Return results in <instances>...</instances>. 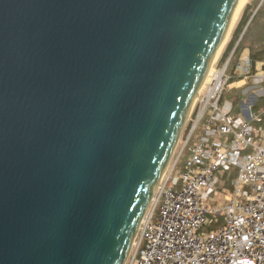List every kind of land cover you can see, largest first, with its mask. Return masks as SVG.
<instances>
[{
    "label": "water",
    "instance_id": "1",
    "mask_svg": "<svg viewBox=\"0 0 264 264\" xmlns=\"http://www.w3.org/2000/svg\"><path fill=\"white\" fill-rule=\"evenodd\" d=\"M236 2L0 0V264H124Z\"/></svg>",
    "mask_w": 264,
    "mask_h": 264
},
{
    "label": "built area",
    "instance_id": "2",
    "mask_svg": "<svg viewBox=\"0 0 264 264\" xmlns=\"http://www.w3.org/2000/svg\"><path fill=\"white\" fill-rule=\"evenodd\" d=\"M233 51L211 64L181 149L158 180L125 264H264V125L258 123L264 109L251 110L264 94V72L248 54L230 68ZM247 80L255 94L234 111L222 94Z\"/></svg>",
    "mask_w": 264,
    "mask_h": 264
},
{
    "label": "trees",
    "instance_id": "3",
    "mask_svg": "<svg viewBox=\"0 0 264 264\" xmlns=\"http://www.w3.org/2000/svg\"><path fill=\"white\" fill-rule=\"evenodd\" d=\"M259 2L260 0H250V2L246 4L234 29L227 52L231 50L236 40L239 37L240 38L238 39V43L233 51L229 66L230 68L234 65L238 56L244 49L247 50L253 64L261 63L262 66H264V0H262L260 4ZM233 80H235V78L231 79L230 81ZM234 99H236V97ZM263 107L264 95L257 98L252 109L256 111ZM262 117L264 122V115ZM182 163V161L179 162L180 166ZM224 173L225 172L222 174ZM234 175L235 168L231 169L226 179V185L228 187H231V179L234 177ZM210 227L211 226H208L207 228Z\"/></svg>",
    "mask_w": 264,
    "mask_h": 264
},
{
    "label": "rangeland",
    "instance_id": "4",
    "mask_svg": "<svg viewBox=\"0 0 264 264\" xmlns=\"http://www.w3.org/2000/svg\"><path fill=\"white\" fill-rule=\"evenodd\" d=\"M262 0H260V2H261ZM250 2V0H247L246 1V3L243 5V7L241 8V11H239V13H238V15H237V17L235 18V20L232 22V24L229 26V29H228V31H227V34H226V37H225V40L223 41V43L221 44V46H220V48H219V50H218V52H217V63H216V65H220V64H222L225 60H226V58L228 57V55H229V53L231 52V50L232 49H235V47H236V45H237V43H238V39L236 40V42L234 43V45L232 46V48H231V50H229L228 52H227V50H228V46H229V42H230V40H231V38H232V36H233V32H234V29H235V27H236V25H237V23H238V20H239V18H240V16H241V14H242V12H243V9L245 8V6H246V4H248ZM260 2H259V4H260ZM248 53H247V50L246 49H244L242 52H241V54H240V57H242V56H245V55H247ZM215 59V60H216ZM213 62V61H212ZM211 62V63H212ZM256 69H257V71H258V73H261V72H264V70H262L261 68H260V66L259 65H257L256 66ZM236 85V84H235ZM247 85H250V82H249V80H247L246 81V83L245 84H242V85H240V86H231L230 88H228L227 90H225L224 91V93L222 94L223 95V98H226V99H229V100H231V102L233 103V105H234V107L235 108H241L240 107V103L242 102V101H246L247 99H248V97H249V93H253V92H251V90L250 89H248V90H246L247 89ZM255 93H253V95H254ZM262 95H264V94H262ZM236 97V99H234ZM196 98V97H195ZM194 98V99H195ZM252 97H250V99H251ZM195 101V100H194ZM193 101V102H194ZM238 111V110H237ZM189 112H190V110H189ZM189 112H188V115H187V118H186V120H185V123H184V125H183V128H182V130H181V132H180V134H179V138H178V141H177V144H176V146H175V149H174V152H173V156H172V160H171V162H170V164H172L173 163V161H174V159L176 158V156L178 155V153H179V151H180V149H181V145H182V142H183V140H184V138H185V136H186V134H187V131H188V129H189V127H190V125H191V123H192V116L190 115V117H189ZM193 140V138H191L190 139V141H192ZM183 158V157H182ZM181 158V161L183 162V159ZM169 162H168V164H169ZM179 162H180V160H179ZM179 162L177 163V165L178 166H180V164H179ZM170 164H169V166H168V168H167V170L170 168ZM167 167V166H166ZM165 167V168H166ZM176 168H177V166L174 168V170H176ZM226 181V180H225ZM227 186V185H226ZM228 187V186H227ZM205 229H208L207 227L205 228ZM125 262H126V260H125ZM125 262H124V264H125Z\"/></svg>",
    "mask_w": 264,
    "mask_h": 264
},
{
    "label": "bare ground",
    "instance_id": "5",
    "mask_svg": "<svg viewBox=\"0 0 264 264\" xmlns=\"http://www.w3.org/2000/svg\"><path fill=\"white\" fill-rule=\"evenodd\" d=\"M246 1H247V0H237L235 6H234V8H233V11H232V13H231V16H230V18H229V21H228V24H227V28H226L225 34H224V36H223L221 42L219 43V45L217 46V48L215 49V51L213 52V54H212V56H211V59H210L209 65H208V67H207V69H206V71H205V73H204V75H203V77H202V79H201V81H200V83H199V86L197 87V91H196V93H195V95H194V98L197 96V93L200 91V89H202L204 83L209 79V77H210L211 64H212V63L214 62V60L217 58V56H216V55H217V52H218V50H219L221 44H222L223 41L225 40V37H226L227 31H228V29H229V26H230V25L232 24V22L235 20V18L237 17L239 11H241V8H242L243 5L246 3ZM215 57H216V58H215ZM212 61H213V62H212ZM211 62H212V63H211ZM194 98H193V100H192V103H193V101H194ZM192 103H191V105H192ZM233 103H234V102H233ZM164 170H165V168L162 170L161 175H162V173L164 172ZM161 175H160V176H161ZM128 254H129V253H128ZM128 257H129V255H128ZM126 259H127V258H126Z\"/></svg>",
    "mask_w": 264,
    "mask_h": 264
},
{
    "label": "crops",
    "instance_id": "6",
    "mask_svg": "<svg viewBox=\"0 0 264 264\" xmlns=\"http://www.w3.org/2000/svg\"><path fill=\"white\" fill-rule=\"evenodd\" d=\"M247 53H248V52H247ZM256 64L259 65V66L261 67V63H256ZM257 65H256V66H257ZM263 67H264V66H263ZM254 103H255V102H254ZM253 105H254V104H253ZM252 108H253V106L251 107V110H252L253 112H255V113H260V112L264 109V107H263V108H261V109H259V110L254 111ZM237 110H239V109L235 108L234 111H237ZM263 115H264V114L261 115V120L258 122V123H260V124H262V125H264L263 117H262ZM258 123H257V124H258Z\"/></svg>",
    "mask_w": 264,
    "mask_h": 264
}]
</instances>
